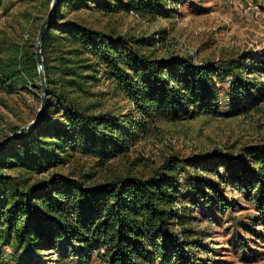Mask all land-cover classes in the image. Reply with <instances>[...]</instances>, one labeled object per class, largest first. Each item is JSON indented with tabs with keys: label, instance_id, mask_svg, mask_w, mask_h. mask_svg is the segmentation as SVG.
Masks as SVG:
<instances>
[{
	"label": "trees",
	"instance_id": "16d2710c",
	"mask_svg": "<svg viewBox=\"0 0 264 264\" xmlns=\"http://www.w3.org/2000/svg\"><path fill=\"white\" fill-rule=\"evenodd\" d=\"M88 1L105 12L161 10V0H58L42 47L47 109L34 129L0 147V169L15 162L43 168L44 162L54 161L50 137L63 139L65 144L102 162L124 152L129 141L136 139L134 132L117 123L118 119L91 114L67 96L66 89L80 86L87 78L85 71L92 68L85 69L84 61L91 59L82 54L90 55L105 68L108 77L117 81L132 103L131 128L140 133H146L158 120L180 121L217 111L222 102L221 85L225 83L236 111L264 100V83L245 77L235 59L202 63L185 54L157 57L148 51L159 40L155 36H114L74 21H60L66 4ZM51 49L57 50L63 63L57 77L48 57ZM72 54L77 59H72ZM244 70L264 71V60ZM0 74L8 87L28 76L39 78L36 51L24 49L0 63ZM36 87L41 90L40 85ZM20 127L14 126L12 132ZM218 164L225 168L220 181L238 188L254 206L250 222L234 223L232 243L245 262H255L262 253L252 247L246 234L264 244V142L245 147L241 156L219 159ZM172 168L168 160L147 177L128 174L93 184L55 172L26 189L14 184L13 194L4 188L3 179L10 177L0 174V238L24 256L64 241L82 244V261L98 250L97 256L107 264H197L189 248L203 245L185 237L189 232L184 228L189 207L183 204L177 209L176 201L183 194L193 205L223 204L229 208L231 203L219 182L205 186L194 183L190 191L182 193L180 182L170 174Z\"/></svg>",
	"mask_w": 264,
	"mask_h": 264
},
{
	"label": "rangeland",
	"instance_id": "374dc122",
	"mask_svg": "<svg viewBox=\"0 0 264 264\" xmlns=\"http://www.w3.org/2000/svg\"><path fill=\"white\" fill-rule=\"evenodd\" d=\"M51 2L0 0V63L8 62L24 49L36 51L37 36ZM66 20L114 36H155L159 40L148 51L157 57L185 54L202 63L235 59L242 65L245 77L260 85L264 83V71L244 70L264 60V0H161L159 12L147 13L124 9L105 12L94 2H76L63 7L60 21ZM64 35L69 37L68 33ZM57 55L53 49L48 53L54 76L63 67ZM81 57L91 59L84 61V65L85 69L92 68L85 71L87 78L80 86L66 89L67 96L91 114L118 119L117 123L134 132L136 139L129 141L124 152L102 162L65 144L63 139L50 137L54 161L44 162L43 168L7 163L0 169L1 175L10 177L3 179L5 191L13 194L14 184L26 189L55 172L87 184L128 174L147 177L170 160L173 164L170 174L180 182L182 193L190 191L194 183L205 186L219 182L231 203L229 208L223 204L193 205L185 201L183 194L176 201L177 209L183 204L189 207L190 216L184 225L189 232L185 237L203 245L189 248L193 260L197 264H264V244L255 236L246 234L252 247L262 253L252 263L245 262L232 243L234 223L250 222L255 209L238 188L220 181L225 168L218 164L219 159L241 156L245 147L264 142V100L247 110L236 111L230 104L229 85L225 83L221 85L222 102L217 111L201 112L180 121L158 120L146 133H140L131 128L132 103L117 81L108 77L105 68L90 55ZM38 85L40 78L28 76L8 87L0 74V140L12 134L14 126L22 127L34 119L41 104ZM57 117L64 121L61 116L54 118ZM177 231L182 229L178 226ZM239 231L244 233L240 227ZM83 252L80 243L59 241L54 248L31 251L24 256L0 238V264H107L97 256L98 250L86 261L80 259Z\"/></svg>",
	"mask_w": 264,
	"mask_h": 264
},
{
	"label": "water",
	"instance_id": "95a60500",
	"mask_svg": "<svg viewBox=\"0 0 264 264\" xmlns=\"http://www.w3.org/2000/svg\"><path fill=\"white\" fill-rule=\"evenodd\" d=\"M58 3V0H52L49 12L45 19L43 20L37 40H36V59H37V65H38V72H39V78H40V86H41V104L39 109L36 112V115L34 119H32L29 123L26 125L20 127L18 130L7 136L6 138L0 140V147L8 144L9 142L17 139L19 136L29 132L30 130L34 129L35 126L42 120V117L47 109L48 105V91H47V80H46V74H45V68H44V56H43V39L45 36V33L47 31L48 25L50 21L53 18L56 5Z\"/></svg>",
	"mask_w": 264,
	"mask_h": 264
}]
</instances>
